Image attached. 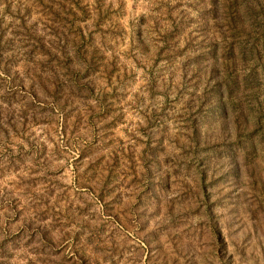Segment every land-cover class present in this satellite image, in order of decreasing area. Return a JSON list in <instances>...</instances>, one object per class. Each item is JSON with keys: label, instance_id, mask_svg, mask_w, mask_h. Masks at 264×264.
I'll return each instance as SVG.
<instances>
[{"label": "rangeland", "instance_id": "obj_1", "mask_svg": "<svg viewBox=\"0 0 264 264\" xmlns=\"http://www.w3.org/2000/svg\"><path fill=\"white\" fill-rule=\"evenodd\" d=\"M0 264H264V0H0Z\"/></svg>", "mask_w": 264, "mask_h": 264}]
</instances>
